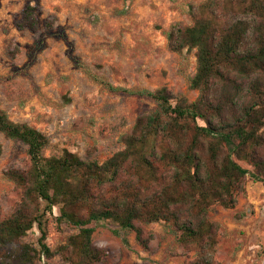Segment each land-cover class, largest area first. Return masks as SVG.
Returning <instances> with one entry per match:
<instances>
[{
    "label": "trees",
    "instance_id": "obj_1",
    "mask_svg": "<svg viewBox=\"0 0 264 264\" xmlns=\"http://www.w3.org/2000/svg\"><path fill=\"white\" fill-rule=\"evenodd\" d=\"M35 5H27L17 26L36 30ZM193 23L167 31L169 48L196 49L190 101L167 86L154 90L113 85L78 56L77 67L112 92L151 99L156 108L139 116L124 148L103 162L64 150L44 153L49 137L16 122L0 107V132L27 146L30 164L5 175L22 188L17 207L0 220V264H37L60 253L69 264H95L108 252L93 242L94 221H109L149 239L136 221H163L183 245L211 249L217 242L209 218L213 204L236 206L250 176L264 183V0H205L191 10ZM239 161L247 162L251 168ZM79 228L52 250L47 218ZM38 228L39 247L21 242ZM208 255L190 264H208Z\"/></svg>",
    "mask_w": 264,
    "mask_h": 264
},
{
    "label": "rangeland",
    "instance_id": "obj_2",
    "mask_svg": "<svg viewBox=\"0 0 264 264\" xmlns=\"http://www.w3.org/2000/svg\"><path fill=\"white\" fill-rule=\"evenodd\" d=\"M205 0H0V107L16 122H27L50 141L44 153L64 150L85 160L105 161L124 148L137 118L156 108L153 100L112 92L77 67L78 56L113 85L156 89L195 100L190 87L197 68L196 49L169 48L172 25L193 23L191 10ZM37 7L36 30L19 28L27 5ZM244 167L251 166L239 161ZM30 164L27 146L0 132V220L22 199V188L5 175L11 166ZM56 207L48 214L46 242L52 250L79 228L59 222ZM209 218L215 224L213 250L181 244L163 221L135 225L149 239L105 220L94 221L93 242L108 255L95 264H190L209 257L208 264H264V183L250 176L235 207L216 203ZM33 228L21 242L39 247ZM37 264H69L56 252Z\"/></svg>",
    "mask_w": 264,
    "mask_h": 264
}]
</instances>
